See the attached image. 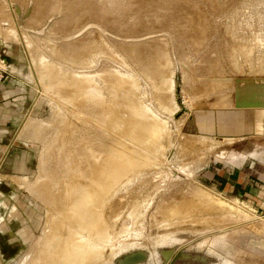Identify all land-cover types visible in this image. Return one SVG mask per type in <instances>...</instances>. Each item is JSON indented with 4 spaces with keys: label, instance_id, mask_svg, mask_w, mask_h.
<instances>
[{
    "label": "rangeland",
    "instance_id": "rangeland-1",
    "mask_svg": "<svg viewBox=\"0 0 264 264\" xmlns=\"http://www.w3.org/2000/svg\"><path fill=\"white\" fill-rule=\"evenodd\" d=\"M0 60L31 95L0 165V264H264V212L215 181L264 151V108L234 106L264 101V0H0ZM111 161L103 224L81 227L69 208Z\"/></svg>",
    "mask_w": 264,
    "mask_h": 264
},
{
    "label": "crops",
    "instance_id": "crops-1",
    "mask_svg": "<svg viewBox=\"0 0 264 264\" xmlns=\"http://www.w3.org/2000/svg\"><path fill=\"white\" fill-rule=\"evenodd\" d=\"M5 68L0 67V71ZM9 68L5 69L7 74L5 80L0 81V165L9 154L17 153V146H21L17 144L15 132L21 115L31 101L28 86L16 77L15 67ZM261 120L260 125L264 127V115L261 116ZM215 181L221 192L235 198L246 199L255 211L264 212V151L255 153V157L248 165L240 164L230 170L222 168L220 174L217 173Z\"/></svg>",
    "mask_w": 264,
    "mask_h": 264
},
{
    "label": "bare ground",
    "instance_id": "bare-ground-1",
    "mask_svg": "<svg viewBox=\"0 0 264 264\" xmlns=\"http://www.w3.org/2000/svg\"><path fill=\"white\" fill-rule=\"evenodd\" d=\"M10 3V2H9ZM24 128V127H23ZM28 128V127H27ZM258 128V127H257ZM119 149V148H118ZM118 153V152H117ZM117 153H115V154H117ZM224 153V152H223ZM120 154V153H119ZM130 154V153H129ZM121 155V154H120ZM123 155H124V153H123ZM132 155V154H131ZM134 155V154H133ZM132 155V156H133ZM125 156V155H124ZM128 156V155H127ZM119 157V156H118ZM111 158V157H110ZM133 161V160H132ZM132 161H130V162H132ZM104 162H106V161H104ZM111 162H113V161H111ZM120 162V161H119ZM119 162H113V164H112V166L114 165V170L115 171H111L110 169L112 168L111 167V165L109 166V168L106 166V168H108V169H106L105 168V166H104V168H102L101 170H97V172L96 173H98V176H97V174H96V176H97V185H94L93 186V189L91 190V195H85V196H83L82 198H80V199H78L77 200V203L75 204L76 206H71L70 208H69V213H73V212H75L76 214H75V219L74 220H78V222H77V224H79V222H82V220H85V221H87L88 220V223L90 224V220H92L94 223H95V221L97 222L98 221V212L97 211H95L94 209L92 210L91 208H90V203H91V206H92V204L93 205H95L96 203H97V199H98V201H99V194H102L101 196H104V194H105V192H107L106 194H108V191H109V186H110V180L109 179H111L112 177L110 176V172H111V175H113L112 173H114V174H116L117 173V175L120 173V175H121V172L122 171H124V170H122V169H125L124 167H125V165H123V166H121V164H123L124 162H122V163H119ZM127 162V161H126ZM129 161H128V163H130ZM135 162V161H134ZM130 164H132V163H130ZM102 167V166H101ZM127 169V168H126ZM109 170V171H108ZM121 171V172H120ZM125 171H127V170H125ZM124 171V172H125ZM123 172V173H124ZM116 176V175H115ZM115 180V179H114ZM101 182V183H100ZM94 183V182H93ZM105 183L106 184H108V186H107V188H105ZM102 184V185H101ZM85 188H87V187H85ZM89 188V187H88ZM35 189V188H34ZM38 193V195H43L44 194V196H45V193H44V191H43V189H35ZM47 191V190H46ZM74 191V190H73ZM82 191H84V190H82ZM82 191H80V192H82ZM85 192V191H84ZM66 193H67V191H66ZM70 193H71V191H70ZM77 194H78V192H76ZM201 193V192H200ZM69 194V193H68ZM73 194V193H72ZM76 194V195H77ZM80 194V193H79ZM78 194V196L77 197H79L80 195ZM84 194V193H83ZM86 194V193H85ZM88 194V193H87ZM75 195V194H74ZM204 195V194H203ZM72 196V195H71ZM106 196V195H105ZM104 196V197H105ZM103 197V198H104ZM49 198V197H48ZM47 198V199H48ZM76 198V197H75ZM102 198V197H101ZM72 199V198H71ZM52 200V199H51ZM73 200V199H72ZM207 200V199H206ZM205 200V201H206ZM65 201V200H64ZM68 201V200H67ZM67 201H66V203H67ZM101 201V200H100ZM102 201H103V199H102ZM180 201V200H179ZM203 201V200H202ZM63 202V201H62ZM216 202V205H217V203H221V202H219V201H215ZM65 203V202H64ZM61 204V203H60ZM101 204H103V203H101ZM106 204V203H105ZM187 204V203H186ZM197 204H199L198 202H197ZM224 203H222V205H223ZM205 205V204H204ZM96 206H99V204L98 205H96ZM101 206H103V205H101ZM179 206H180V204H179ZM219 206V205H218ZM67 207H69V205L67 206ZM212 207V206H211ZM99 209H100V207H98ZM103 208V207H102ZM101 208V209H102ZM98 209V210H99ZM207 208H205V210H206ZM217 209V208H216ZM174 210V209H173ZM227 210V209H226ZM185 211V210H184ZM183 212V211H182ZM101 213V212H100ZM179 213V212H178ZM74 214V213H73ZM173 215V214H172ZM71 216V215H70ZM73 216V215H72ZM72 216H71V218H72ZM182 216V215H181ZM222 219V218H221ZM235 219V218H234ZM251 219V218H250ZM68 220H70V219H68ZM91 221V222H92ZM74 222V221H73ZM99 222V224L98 225H100V221H98ZM211 222V221H210ZM225 222V221H224ZM88 223L86 224V225H88ZM101 224H103V223H101ZM80 225V224H79ZM82 225H84V224H82ZM82 225H80L81 227H82ZM86 225H84V226H86ZM216 225V224H215ZM91 226H92V224H91ZM78 227V226H77ZM79 228V227H78ZM84 228V227H83ZM87 228V227H86ZM89 228L91 229V230H93L90 226H89ZM88 228V229H89ZM81 229V228H80ZM263 229V228H262ZM75 230H77V229H75ZM76 232V231H75ZM75 236V235H74ZM73 236V237H74ZM72 237V238H73ZM76 237V236H75ZM71 239V238H70ZM67 240V239H66ZM79 241V240H78ZM77 240L76 241H72V239H71V243L73 242V246L75 245H79L80 247L82 246V247H84L85 245H86V243L85 242H89V241H85V242H83V240H82V242H78ZM107 241V240H106ZM68 242V241H67ZM65 243H66V241H65ZM71 243H69V244H71ZM83 243H85V244H83ZM68 244V243H67ZM89 244H90V242H89ZM258 244V243H257ZM261 244V243H260ZM264 244V243H263ZM88 245V244H87ZM66 246H68V245H66L65 244V247ZM71 246V245H70ZM76 246V247H77ZM258 246H259V244H258ZM263 246V245H262ZM64 247V248H65ZM69 247V246H68ZM264 247V246H263ZM67 248H65V251L67 252V250H66ZM73 249L74 248H72V251L71 252H73L74 253V251H73ZM76 249V248H75ZM74 249V250H75ZM79 250H82V248L80 249V248H78ZM64 250V249H63ZM79 250H75V252H77L78 251V253H79ZM61 251H62V248H61ZM64 251V253H65V255H67V253ZM71 252H69L68 251V254L70 253V255H71ZM72 253V254H73ZM78 253H77V255H78ZM81 253V252H80ZM88 253V252H87ZM81 255V254H80ZM88 256H91L92 257V253L90 254V252L87 254ZM87 255H85L84 257H86ZM69 256V255H68ZM73 256V255H72ZM75 256V255H74ZM180 256H188V253L186 252V251H183V252H180ZM61 257V256H60ZM81 258V257H80ZM66 259L68 260V259H73V257L72 258H68V257H66ZM66 259L64 260L63 259V261H66ZM75 259H77L76 257H75ZM79 260V259H78ZM74 262H75V260H73ZM70 262V261H69ZM66 263H68V261L66 262ZM72 262H70V264H71ZM61 264H63L62 262H61Z\"/></svg>",
    "mask_w": 264,
    "mask_h": 264
},
{
    "label": "water",
    "instance_id": "water-1",
    "mask_svg": "<svg viewBox=\"0 0 264 264\" xmlns=\"http://www.w3.org/2000/svg\"><path fill=\"white\" fill-rule=\"evenodd\" d=\"M234 106L236 108H240V107H248V108H251V107L262 108L263 107L264 108V101H262V102L251 101V102H247L244 104H240L238 102H235ZM175 238H176V236H175ZM183 251L184 250H182V249L176 250L175 248H171L168 250L158 249L157 253L159 254V257L167 259V258L172 256L171 258L175 259V258L187 257V256H180V252H183ZM147 255H148V252L145 250L131 251V252L123 255V257L119 258L115 264H139V263H141L147 259Z\"/></svg>",
    "mask_w": 264,
    "mask_h": 264
},
{
    "label": "flooded vegetation",
    "instance_id": "flooded-vegetation-1",
    "mask_svg": "<svg viewBox=\"0 0 264 264\" xmlns=\"http://www.w3.org/2000/svg\"><path fill=\"white\" fill-rule=\"evenodd\" d=\"M187 253H188V252H187ZM190 256H191L190 259H193L195 255H190V254L188 253V256H187V257H190Z\"/></svg>",
    "mask_w": 264,
    "mask_h": 264
},
{
    "label": "built area",
    "instance_id": "built-area-1",
    "mask_svg": "<svg viewBox=\"0 0 264 264\" xmlns=\"http://www.w3.org/2000/svg\"><path fill=\"white\" fill-rule=\"evenodd\" d=\"M0 61H1V63H3V62H4V61H2V60H0ZM5 69H6V68H5ZM5 69H3V72H4V73H6V72H5V71H6Z\"/></svg>",
    "mask_w": 264,
    "mask_h": 264
}]
</instances>
